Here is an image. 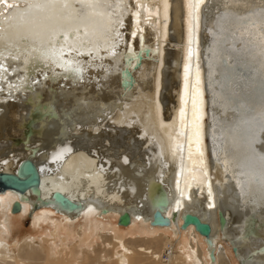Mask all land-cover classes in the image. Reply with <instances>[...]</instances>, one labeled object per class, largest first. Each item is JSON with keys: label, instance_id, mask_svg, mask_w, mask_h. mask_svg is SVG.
Instances as JSON below:
<instances>
[{"label": "bare ground", "instance_id": "1", "mask_svg": "<svg viewBox=\"0 0 264 264\" xmlns=\"http://www.w3.org/2000/svg\"><path fill=\"white\" fill-rule=\"evenodd\" d=\"M12 5L27 6L3 0L0 13ZM88 11L95 34L55 63L4 26L0 172L16 173L30 158L41 183L23 195L0 192V211L18 196L41 206L60 191L78 208L43 206L70 219L113 213L117 225L127 212L124 227L147 226L129 238L114 227L92 250V233L70 244L60 225L41 243L12 244L3 237L7 212L0 264H232L222 237L238 261L263 264L264 0H109ZM126 67L134 76L127 87ZM157 209L170 225L151 223ZM188 213L212 227L205 248L195 228L184 237ZM251 213L254 224L245 220Z\"/></svg>", "mask_w": 264, "mask_h": 264}, {"label": "snow or ice", "instance_id": "2", "mask_svg": "<svg viewBox=\"0 0 264 264\" xmlns=\"http://www.w3.org/2000/svg\"><path fill=\"white\" fill-rule=\"evenodd\" d=\"M3 3V0H0ZM26 7L19 8L15 5L9 6L11 11L8 15L0 13V40L5 35V27L13 29L18 39L27 43L32 41L37 45L41 55L51 58L55 63L56 59L62 57L65 49L69 53L86 46L87 37L94 35V29L90 28V18L92 13L88 11L96 6H107L109 0H25ZM74 5H80L76 8ZM62 9H71L65 16ZM18 14H24L28 19L21 18L22 22L10 23L17 19ZM31 25L32 27H25ZM25 27L24 31L20 29ZM33 28L38 29L33 31ZM62 39V42L60 38ZM49 67V65H45ZM44 78H47L45 75ZM38 82V81H37ZM264 159V156H262ZM239 175H244L243 172ZM264 182V175H262Z\"/></svg>", "mask_w": 264, "mask_h": 264}, {"label": "rangeland", "instance_id": "3", "mask_svg": "<svg viewBox=\"0 0 264 264\" xmlns=\"http://www.w3.org/2000/svg\"><path fill=\"white\" fill-rule=\"evenodd\" d=\"M260 193H261V190L258 192V195H260ZM157 194H161V191L157 190ZM262 194L264 195V191H262ZM18 197L19 199L17 201L20 200L19 202L20 203L22 202L25 205V208L24 209L21 208L19 212L15 213L13 212L12 206H11V210L9 211L7 210L9 224H6L5 225L6 227L3 230L5 232L8 231L6 233H3V237H5L12 244H14L16 241L21 243L25 239H33L34 242L41 243L42 238L45 235H49L50 232L54 231L56 227L60 225L59 229L61 232V237H65V236L70 237L71 238V241L69 242L70 244H75L78 241H80L82 238L81 233L83 235L89 232L92 233L93 234L92 242L94 246L91 244L90 245L93 247L88 246L89 245L88 242L84 244V245H87L90 250H92L93 248H97L102 243V237H101L102 233L109 234L110 232L112 233L113 231L118 230V228L120 227V229L122 228L121 230H123L126 233V237L129 238L131 237V235H134V233L138 231L140 228L143 229L144 227L147 226V224L145 223H142L141 225L139 224V222H137L136 225L134 226V229L130 225V227L132 228L131 229L132 231H131L130 228L127 226L124 227L123 225H117L118 219L113 213L105 214L106 216L102 214L101 217L98 215H95L92 218L91 217L87 218L83 215L82 217H79L76 219H70L66 217L65 215H63V213L61 212L59 213L56 209H53V206H43V205L32 206L26 203L25 202L26 200H22L20 196ZM3 212H4L3 210L0 211V225L2 223V220H5L3 216L6 215L7 213L6 211L4 213ZM40 218H43V220H40ZM46 219H48V221H46ZM92 227L96 228L95 231L93 230ZM114 227L116 228V230ZM188 227L195 228L193 225L188 226ZM188 227L184 228L185 233L183 232L186 240L187 239L189 240L191 237V235L189 234L191 229L188 230ZM197 234L200 235L199 236L200 242L202 243L203 248H205V244H203V239H202L204 236L201 235L199 232H197ZM221 242L223 243L224 246H226V249L230 256L232 264H239V261L235 256V252L233 248L227 243L229 241L222 237ZM206 263H208V261Z\"/></svg>", "mask_w": 264, "mask_h": 264}, {"label": "water", "instance_id": "4", "mask_svg": "<svg viewBox=\"0 0 264 264\" xmlns=\"http://www.w3.org/2000/svg\"><path fill=\"white\" fill-rule=\"evenodd\" d=\"M149 48L145 49L146 53H149ZM142 57V49L139 50L135 58L138 60L136 65L139 64V61ZM133 58V57H130ZM122 85L127 87L131 86L134 82V76L132 72L129 70L128 67L122 69ZM41 183V173L39 171V168L37 167L36 163L30 159L27 158L23 160L17 170L16 173L12 172H0V192H4L7 189L14 190L17 193L24 194L26 190L29 188L38 189L39 185ZM42 205H48L49 202H53L55 207H59L62 209H75L78 208L80 204L74 202L71 200L68 196H66L64 193L60 191H56L53 195L52 200L46 199L40 201ZM13 212H19L21 210V203L19 201H15L12 206ZM250 219L252 223L257 222V219H255L253 213L249 214V216L245 217V220ZM219 220L222 226L226 224V218L222 211L219 212ZM131 221V215L129 213H124L119 218V224L127 225ZM154 225H170L171 219L168 216H165L161 210L157 209L154 212V218L151 221ZM252 224V225H253ZM189 225H193L197 232H199L201 235L209 237L212 232V227L208 222H204L201 218H199L197 215L188 213L184 216L183 219V228H187ZM247 226L245 230L253 229V226ZM255 231V230H254ZM207 242H210L207 240ZM263 253L264 252V244L260 246L256 253ZM240 264H243V260H239ZM264 264V263H263Z\"/></svg>", "mask_w": 264, "mask_h": 264}]
</instances>
